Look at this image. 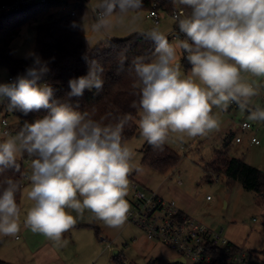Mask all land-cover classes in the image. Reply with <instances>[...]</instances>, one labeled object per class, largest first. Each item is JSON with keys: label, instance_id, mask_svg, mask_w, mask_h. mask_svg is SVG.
I'll use <instances>...</instances> for the list:
<instances>
[{"label": "clouds", "instance_id": "9594fccd", "mask_svg": "<svg viewBox=\"0 0 264 264\" xmlns=\"http://www.w3.org/2000/svg\"><path fill=\"white\" fill-rule=\"evenodd\" d=\"M179 8L177 22L185 39L174 46L158 28L141 33L154 45V58L135 56L129 63L121 53L118 71L125 65L138 84L140 135L153 148L162 149L169 133L180 138L203 136L219 127L211 115L213 107L226 110L235 103L249 112V119L264 121V108L250 106L258 91L243 81L242 73L264 77V0H172ZM191 11L186 13L183 7ZM142 7V0H100L95 13L94 31L111 26L113 14L122 16ZM75 21L71 27L77 28ZM177 47L192 65L182 75ZM33 63L24 74L0 83V100H7L11 111L27 116L47 110L31 122L25 120L16 135L0 136V172L19 170L18 157L31 158V187L27 199L33 201L24 222L33 233L59 242L76 220L67 209L82 214L90 210L109 227H121L130 205L132 150L122 143L127 117L115 124H104L81 112L72 100L85 91L99 93L104 87L103 66L96 59L83 57L86 75L68 81L63 100L54 98V89L42 83L50 71L49 61L29 52ZM133 107H137L136 102ZM18 182L5 178L0 186V234L16 236L20 231L16 194Z\"/></svg>", "mask_w": 264, "mask_h": 264}, {"label": "rangeland", "instance_id": "374dc122", "mask_svg": "<svg viewBox=\"0 0 264 264\" xmlns=\"http://www.w3.org/2000/svg\"><path fill=\"white\" fill-rule=\"evenodd\" d=\"M99 3L100 0H89L86 11L78 18L81 28L89 34L92 45L109 44L111 39L124 38L136 32L144 33L152 28H158L169 36V43L174 46L184 39L175 34L176 21L172 13L159 10V20H156L148 16L150 10L145 8L130 10L122 16L113 14L109 18L111 26L108 29L94 31L91 25L95 22V13L92 10L96 9ZM69 9V6L57 9V17ZM37 25L38 23L31 22L22 26L19 35L10 45L14 58L30 57L28 53L34 52ZM184 56L183 51L177 47V62L181 73L188 75L191 68H187L184 63ZM243 74V81L252 84L258 91V95L251 98L252 107L264 108V101L259 93V88L264 86V77L253 76L251 73ZM8 75V69L0 67V83L9 82ZM211 115L218 120L219 127L206 135L190 138L185 134L181 139V134L169 133L166 143L178 154L179 160L168 171H159L143 163V147L146 140L140 134L126 140L123 144L133 152L131 163L134 170L129 175V188L134 179L146 190L176 201L179 207L185 206L190 212L188 215L214 230H222L225 233L232 223L241 226L246 232V237L249 236V240L254 239L257 245L264 237L260 229L264 226V200L256 192L243 188L239 181H230L223 172L216 171L209 165L216 154L223 151L226 152L227 158L243 159L264 171V121L250 120L248 111L240 109L237 105L231 107V104L225 113L213 107ZM244 120L253 124L248 132H243L240 128ZM230 133L234 135L225 143ZM238 134L243 137L240 143L235 140ZM252 136L259 140L258 144L251 142ZM18 159H21V156ZM24 166L26 177L23 206L18 214L20 231L16 234L18 238L0 234V251H4L5 255L12 259V264H40L38 261H31L32 257L28 258L26 248L23 255L21 248L15 246L27 238L24 222L29 208L34 203L26 196V191L31 187V161L24 160ZM217 178L218 180H215ZM207 196L212 200L208 201ZM125 199L129 203L127 197ZM66 211L73 215L76 223L62 234L59 242H42L45 236L31 231L33 244L38 245L39 260L41 254L43 261L52 260L55 264H114L117 259H114L113 252L108 249L112 247L119 251L118 260L128 258L136 264H193L190 260L171 262L170 259L179 257L177 251L161 242L148 240L143 234H139L135 227L127 225L126 221L121 227L113 228L97 219L90 210L85 209L82 214H77L72 209ZM136 236L138 239L133 241ZM23 261L25 263H22Z\"/></svg>", "mask_w": 264, "mask_h": 264}, {"label": "trees", "instance_id": "16d2710c", "mask_svg": "<svg viewBox=\"0 0 264 264\" xmlns=\"http://www.w3.org/2000/svg\"><path fill=\"white\" fill-rule=\"evenodd\" d=\"M12 1L0 0V6ZM86 2L87 0H48L45 3L30 4L0 14V67L7 68L8 77L15 79L18 75L24 74L26 69L32 65V57L14 58L10 45L19 35L22 26L31 22L38 23L34 53L41 59L49 61L50 68L41 82H46L53 87L55 99L63 100L66 93L70 91L68 81L87 74L88 64L83 57L96 59L104 68L102 91L97 94L86 90L83 97L78 100L74 98L72 103L74 106L78 103V111L88 112L91 118L104 124H115L118 120L127 117V123L122 133V143H124L129 138L140 134L138 127L140 118L139 82L135 74L129 70L128 65H125L123 71H118V65L122 58L120 54L124 53L129 63L135 56L152 59L154 58L155 45L146 40L139 32L124 38L111 39L109 44L92 45L86 35L81 32V26L71 27L73 21L80 25L78 18L86 11ZM68 6L70 7L69 11L57 17V9ZM180 7H183L186 13L191 11L186 6ZM141 8L150 11L155 9L157 12L159 10L170 13L175 10L179 11L172 0H142ZM45 19L48 20L45 21ZM175 34L179 35L177 23ZM181 37L185 39L184 36ZM168 40L170 41L169 36ZM183 61L187 68L192 67L187 59L184 58ZM134 102H136L137 107L132 106ZM45 114H47L45 109L29 113L27 116L18 111L15 112L11 125L15 135L23 127L25 120L31 122ZM233 135L234 133H230L225 143H228ZM143 152V163L159 171H168L179 160L178 154L167 143L162 149H159L153 148L146 142ZM32 159L27 153H23L21 159H17L18 171L7 168L0 172V186H2L5 178H11L20 185L16 194L19 211L21 210V197L26 177L24 160L31 161ZM209 166L216 171L223 172L230 181H239L243 188L256 192L264 200V171L243 159L227 158L226 152L223 151L216 154ZM210 250L213 254V260L203 264H219L218 259L221 256L232 258L239 251L234 244L229 245L228 248L211 245ZM251 252L254 253V251ZM260 253H264V250H260ZM118 255L114 257L117 258Z\"/></svg>", "mask_w": 264, "mask_h": 264}, {"label": "built area", "instance_id": "2783aa9c", "mask_svg": "<svg viewBox=\"0 0 264 264\" xmlns=\"http://www.w3.org/2000/svg\"><path fill=\"white\" fill-rule=\"evenodd\" d=\"M47 1L13 0L0 6V14L19 9L22 6ZM88 2L89 0L86 3ZM178 14L179 11L177 10L172 13L177 24ZM149 15L159 20V13L155 9L151 10ZM179 35L184 36L180 31ZM8 80L11 81L13 78L8 77ZM260 91L264 99V88H261ZM235 105V103L231 104V106ZM221 111L225 113L228 108ZM14 115L15 111L9 110L7 100H0V133L7 131L11 135H15L11 127ZM252 127L253 124L247 120L242 121L240 124L243 132H248ZM5 138L0 136L1 140ZM235 140L240 143L243 137L236 136ZM251 142L258 144L259 140L252 136ZM215 180H218V178ZM126 197L130 205L126 219L127 224L135 227L149 240L161 242L177 251L180 256L185 258V261L190 260L193 264L210 263L213 260V254L210 250L211 245L228 248L229 245L234 244L239 251L232 258L221 256L218 259L219 264H264V261H260L255 253L231 241L222 230H214L191 217L181 210L176 201L166 199L154 191L146 190L134 179L131 181ZM207 199H211V197L208 196ZM108 249L110 252L113 251L112 247ZM0 264H2L1 261ZM114 264H130V260L124 258L114 262Z\"/></svg>", "mask_w": 264, "mask_h": 264}, {"label": "crops", "instance_id": "0c3cea01", "mask_svg": "<svg viewBox=\"0 0 264 264\" xmlns=\"http://www.w3.org/2000/svg\"><path fill=\"white\" fill-rule=\"evenodd\" d=\"M148 16H150V15H148ZM81 32L83 34H85L86 37L89 39V34H87L82 28H81ZM261 88H264V86L259 88L260 98L264 101V99L262 97V93L260 91ZM250 106L252 107L251 103H250ZM231 107H233V106H231ZM252 108H255V107H252ZM237 136H239V134ZM22 199H23V192H22V197H21V208L23 206ZM207 200L211 201L212 198L211 199H207ZM180 208L186 214L190 213L189 210L185 206L182 205V206H180ZM80 226H82V225H80ZM260 229L262 230V233L264 234V226H263V228L261 227ZM24 230H25V232H27V238L22 241L23 243L15 244L16 247H20L21 248L20 249L21 253L24 255L25 253H23V250H24V248H26V253L29 254L28 258L32 257L31 261H33V262H37L38 261L40 264H55L56 262L52 261V260L43 261V255H41V254H40L41 260H39V258H38L39 257V253H37L38 252V245H34L33 244V240H32L33 236L31 235L32 232H31V230L29 228H27L25 226H24ZM225 233L231 239V241H233L234 243H236V244H238V245H240V246H242L244 248H247V249H249L251 251H254L256 257L260 261H264V253H260V249L264 250V237H263L262 240L259 241V244L256 245L255 242H254V239L249 240L248 238H250V237L249 236L246 237V232L241 226H238V225L233 224V223L227 228V231ZM139 234H141V233L139 232ZM16 238H18V236H16ZM137 239H138V236L134 237L133 241H136ZM41 241L42 242H47V241H51V240L45 236V238L42 239ZM154 242H157V241H154ZM115 251H117L116 255L114 254ZM112 252H113V255H112L113 257L117 256L119 254L118 250H114L113 249ZM37 255H38V257H37ZM118 257H119V255H118ZM179 257H180V255H179ZM114 259H117L115 261H119L118 258H114ZM172 260L173 259H170V261H172ZM0 261L2 262V264H12V259L7 257L5 255L4 251H0ZM183 262H185V261H183ZM22 263H25V261H23ZM26 263H28V261H26ZM130 264H136V263L130 260Z\"/></svg>", "mask_w": 264, "mask_h": 264}, {"label": "water", "instance_id": "95a60500", "mask_svg": "<svg viewBox=\"0 0 264 264\" xmlns=\"http://www.w3.org/2000/svg\"><path fill=\"white\" fill-rule=\"evenodd\" d=\"M114 254L116 255V254H117V251H115ZM178 261L183 262V261H185V258L182 257V256H180V257H178V258L172 260L171 262L175 263V262H178Z\"/></svg>", "mask_w": 264, "mask_h": 264}]
</instances>
